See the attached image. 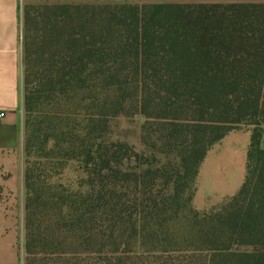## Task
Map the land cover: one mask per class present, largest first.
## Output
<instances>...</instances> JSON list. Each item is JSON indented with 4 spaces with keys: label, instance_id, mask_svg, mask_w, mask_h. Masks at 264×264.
I'll use <instances>...</instances> for the list:
<instances>
[{
    "label": "trees",
    "instance_id": "1",
    "mask_svg": "<svg viewBox=\"0 0 264 264\" xmlns=\"http://www.w3.org/2000/svg\"><path fill=\"white\" fill-rule=\"evenodd\" d=\"M23 89L25 264H264V2L27 4ZM242 129L244 182L198 210Z\"/></svg>",
    "mask_w": 264,
    "mask_h": 264
},
{
    "label": "crops",
    "instance_id": "2",
    "mask_svg": "<svg viewBox=\"0 0 264 264\" xmlns=\"http://www.w3.org/2000/svg\"><path fill=\"white\" fill-rule=\"evenodd\" d=\"M236 3L264 0H0V264H25V111L23 7L61 3ZM251 132H230L207 154L198 175L194 206L210 210L234 196L246 175Z\"/></svg>",
    "mask_w": 264,
    "mask_h": 264
},
{
    "label": "rangeland",
    "instance_id": "3",
    "mask_svg": "<svg viewBox=\"0 0 264 264\" xmlns=\"http://www.w3.org/2000/svg\"><path fill=\"white\" fill-rule=\"evenodd\" d=\"M127 2V1H122ZM23 19V16H22ZM143 120L140 118H136L133 121L127 120H116L114 122L115 132L119 134L121 138H124L126 141H129L136 145L137 149L140 150L141 146L139 143V134H140V126ZM71 173H74V164L70 167Z\"/></svg>",
    "mask_w": 264,
    "mask_h": 264
},
{
    "label": "built area",
    "instance_id": "4",
    "mask_svg": "<svg viewBox=\"0 0 264 264\" xmlns=\"http://www.w3.org/2000/svg\"><path fill=\"white\" fill-rule=\"evenodd\" d=\"M5 116V112L0 111V120Z\"/></svg>",
    "mask_w": 264,
    "mask_h": 264
}]
</instances>
